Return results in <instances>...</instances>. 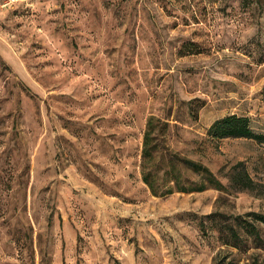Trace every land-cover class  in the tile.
Wrapping results in <instances>:
<instances>
[{"label":"rangeland","instance_id":"374dc122","mask_svg":"<svg viewBox=\"0 0 264 264\" xmlns=\"http://www.w3.org/2000/svg\"><path fill=\"white\" fill-rule=\"evenodd\" d=\"M228 115L264 134V0H0V264H264Z\"/></svg>","mask_w":264,"mask_h":264},{"label":"trees","instance_id":"16d2710c","mask_svg":"<svg viewBox=\"0 0 264 264\" xmlns=\"http://www.w3.org/2000/svg\"><path fill=\"white\" fill-rule=\"evenodd\" d=\"M207 136L214 139L220 140L224 138H245L251 139L256 141L259 144L264 145V134H257L254 133L249 127V119L246 116H238V115H228L222 117L218 120H215L207 129L206 132ZM148 134L144 135L143 141V155H148ZM181 163L184 164L187 168L191 169L194 172H199L206 174L208 177H211L210 171L201 165L200 163L188 160V159H180ZM230 181L233 186L238 190H253L254 189V182L250 178L249 174L247 173L246 169L243 167L242 163H237L234 167L230 175ZM147 183V181L145 180ZM149 184V183H148ZM200 190V189H197ZM183 191V190H182ZM254 221L264 225V215L262 214H252ZM246 226V230L258 237L256 228L251 222H246L244 224ZM231 235L235 238L236 232L233 228L230 229Z\"/></svg>","mask_w":264,"mask_h":264}]
</instances>
